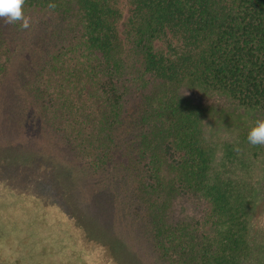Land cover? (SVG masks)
I'll return each instance as SVG.
<instances>
[{
  "label": "trees",
  "instance_id": "1",
  "mask_svg": "<svg viewBox=\"0 0 264 264\" xmlns=\"http://www.w3.org/2000/svg\"><path fill=\"white\" fill-rule=\"evenodd\" d=\"M23 11L28 29L0 19V118L53 138L56 158L74 152L84 208L62 173L9 145L24 162L0 161V264H264L258 155L218 147L205 128L243 111L264 119V0Z\"/></svg>",
  "mask_w": 264,
  "mask_h": 264
},
{
  "label": "rangeland",
  "instance_id": "2",
  "mask_svg": "<svg viewBox=\"0 0 264 264\" xmlns=\"http://www.w3.org/2000/svg\"><path fill=\"white\" fill-rule=\"evenodd\" d=\"M193 99L200 102L201 97L193 96ZM1 109L2 106L0 105V112H2ZM5 114L6 112L4 111L3 114L1 115L3 117L0 118V161H3L5 163H13V162L15 163L17 161H20L23 163L24 161L21 160L20 158L21 156L17 158L16 155L18 154H14V152L8 151L9 145L13 147V143L20 142L21 147L19 148L20 150H22L23 155L28 156L31 153L34 152L36 153V155L32 157L35 159V164L37 163V165L41 167L40 169L41 171H43V173L45 172L48 166H51L53 169L56 168L57 169L56 171L59 172L58 176H60L62 173V182H64L66 184L65 187L69 189L68 201L70 202V204L76 207L78 204V212L80 213L83 210L84 205L81 201L82 199L79 198L76 200V198L73 196L74 195L73 191H75L76 194L77 191L75 190V187L72 185L71 179L68 178L70 172L67 169V167L71 164L70 158L74 155V152L69 151L68 156L65 157L59 154L56 158L55 157L57 155L56 146L53 145L51 148H47L46 146L47 140L50 141L53 138L47 139L46 136L44 135V132L36 133V132H26L24 130L20 131L19 129L16 128L14 124L7 121V119L5 118ZM237 117L234 116V118L229 119L227 121H220V118H218L216 120L217 122H214L213 119H207L205 121L206 131L212 133V137L214 138L213 142L217 144L218 147L221 145L241 143L243 147H246L249 150L250 156L252 155V153H255L256 156L258 155V157L256 158V163L252 167L253 169L252 176L254 178H260L264 183V146L253 147L249 145L247 142V134L250 128L253 126V122L261 118L258 115L256 116L253 113L251 114L249 112H244V111L240 112L239 116ZM59 124H60V120H59ZM14 147H18V146H16L15 144ZM84 216L86 218H90L89 214L88 216L86 214ZM254 221L257 231L264 236V200H263V206H261L255 213ZM94 237L95 238L93 240L103 245L105 244L104 246L106 250L107 249L114 250L113 248L114 246L112 245L111 242H109V240H106L105 238L97 234L94 235ZM119 259H121L120 256Z\"/></svg>",
  "mask_w": 264,
  "mask_h": 264
},
{
  "label": "clouds",
  "instance_id": "3",
  "mask_svg": "<svg viewBox=\"0 0 264 264\" xmlns=\"http://www.w3.org/2000/svg\"><path fill=\"white\" fill-rule=\"evenodd\" d=\"M26 0H0V19H4L6 24H20L22 29L30 27V18L25 16L23 7ZM55 3H49V9H55ZM247 142L249 145L264 146V119H257L253 122L247 134ZM239 150V149H235Z\"/></svg>",
  "mask_w": 264,
  "mask_h": 264
}]
</instances>
